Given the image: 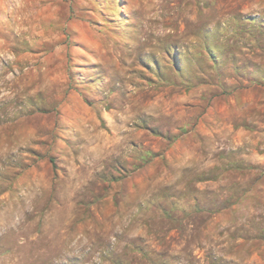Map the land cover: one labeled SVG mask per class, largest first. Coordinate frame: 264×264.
Segmentation results:
<instances>
[{"label": "rangeland", "instance_id": "obj_1", "mask_svg": "<svg viewBox=\"0 0 264 264\" xmlns=\"http://www.w3.org/2000/svg\"><path fill=\"white\" fill-rule=\"evenodd\" d=\"M0 264H264V0H0Z\"/></svg>", "mask_w": 264, "mask_h": 264}]
</instances>
